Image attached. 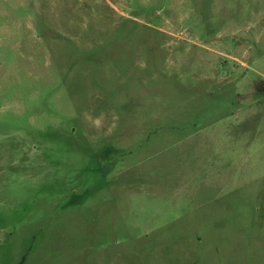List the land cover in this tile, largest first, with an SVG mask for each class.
Returning a JSON list of instances; mask_svg holds the SVG:
<instances>
[{
    "label": "rangeland",
    "instance_id": "374dc122",
    "mask_svg": "<svg viewBox=\"0 0 264 264\" xmlns=\"http://www.w3.org/2000/svg\"><path fill=\"white\" fill-rule=\"evenodd\" d=\"M264 264V0H0V264Z\"/></svg>",
    "mask_w": 264,
    "mask_h": 264
},
{
    "label": "trees",
    "instance_id": "16d2710c",
    "mask_svg": "<svg viewBox=\"0 0 264 264\" xmlns=\"http://www.w3.org/2000/svg\"><path fill=\"white\" fill-rule=\"evenodd\" d=\"M25 259H26V254H24V255L21 257V259H20V261L18 262V264H24Z\"/></svg>",
    "mask_w": 264,
    "mask_h": 264
}]
</instances>
